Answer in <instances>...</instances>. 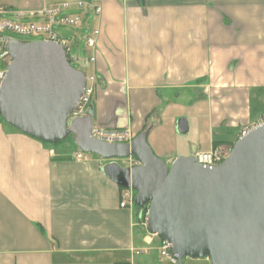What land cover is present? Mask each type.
<instances>
[{"label":"crops","instance_id":"0c3cea01","mask_svg":"<svg viewBox=\"0 0 264 264\" xmlns=\"http://www.w3.org/2000/svg\"><path fill=\"white\" fill-rule=\"evenodd\" d=\"M1 1L6 19L43 24L42 11L68 4L64 14L80 16L83 31L98 29L87 47L98 80L93 125L149 131L169 166L264 122V0ZM76 153L0 119V264H169L145 210L120 207L124 188L106 176L109 161L78 162Z\"/></svg>","mask_w":264,"mask_h":264},{"label":"water","instance_id":"95a60500","mask_svg":"<svg viewBox=\"0 0 264 264\" xmlns=\"http://www.w3.org/2000/svg\"><path fill=\"white\" fill-rule=\"evenodd\" d=\"M4 41L11 57L0 90L5 123L49 145L72 137L79 151L104 161L134 159L135 166L111 162L104 172L135 191L136 206L148 208V232L171 244L177 264L186 258L264 264V122L243 134L218 166L195 157L177 158L169 166L148 145L149 131L130 144H108L91 136L92 109L69 122L86 74L71 65L59 44ZM178 132L187 134L186 120L178 122Z\"/></svg>","mask_w":264,"mask_h":264},{"label":"built area","instance_id":"2783aa9c","mask_svg":"<svg viewBox=\"0 0 264 264\" xmlns=\"http://www.w3.org/2000/svg\"><path fill=\"white\" fill-rule=\"evenodd\" d=\"M68 4H62L59 7H56L52 10L42 11L41 16L47 17V22L43 24L36 23H20L16 20H10L4 18L6 9L0 0V35L5 31L14 32L24 36H41L43 41H51L59 44L63 50L66 52L67 57L72 62L71 52L73 50L72 43L65 37L59 35V33L54 31V25H60L63 27L70 28H81L83 22L82 18L77 15H66L64 10L68 9ZM79 9L93 10L96 15H100L101 8L99 6H91L86 2H80L78 5ZM20 14H18L19 16ZM98 29H91L89 34L86 37V46L89 49H95L97 45V39L99 36ZM91 63L95 62V58L90 59ZM11 64V57L7 44L4 39L0 38V90L4 82L7 69ZM86 74V73H85ZM98 88V80L96 73L86 74V85L83 91V94L80 98L79 103L76 108L73 110L69 122L75 119L83 118L88 115L90 109H92V102L95 97L96 91ZM245 130L243 134L248 132ZM242 134V135H243ZM92 138L108 143V144H130L135 136L129 129H106L100 126L93 125L91 131ZM230 151L225 150L222 146H215L209 151L198 153L195 158L198 163L215 167L220 165L224 160L229 156ZM75 159L78 162H87L88 155L87 153L81 152L78 150L76 153ZM134 160V159H133ZM135 165L137 162L134 160ZM136 193L132 189H124L120 207L121 208H134ZM147 215H145V225H146ZM160 259L161 261L169 262V264H177L178 259L172 253V246L169 243L160 241ZM139 254V252H137Z\"/></svg>","mask_w":264,"mask_h":264},{"label":"rangeland","instance_id":"374dc122","mask_svg":"<svg viewBox=\"0 0 264 264\" xmlns=\"http://www.w3.org/2000/svg\"><path fill=\"white\" fill-rule=\"evenodd\" d=\"M92 25V24H91ZM92 27V26H90ZM54 31L59 33V35L66 37L68 39H76V41H78L76 44H74L73 46V50L71 52V58H72V62L71 65L77 69L80 70L84 73H86L87 75H89L91 73V63L89 62V55H88V48L86 46V37L89 34L90 31H83L81 28H70V27H63L60 25H54ZM1 39H8V40H12V41H17V42H21V43H28V42H36V41H40L42 40L41 36H24V35H20L14 32H10V31H5L4 33H2L0 35ZM179 136V135H177ZM234 144H230V145H223L222 148H224L225 150H229L231 151L232 147ZM57 148L63 149V150H67L70 152H78V149L75 145V143L73 142V138L70 137L67 140H65L64 142L60 143V144H56L54 145ZM88 156H93L92 154H87ZM125 160H115V161H109L108 163L111 162H118V164L120 166L124 165ZM122 164V165H121ZM130 166V165H129ZM123 167V166H122ZM126 168V167H124ZM145 215H147V211L148 208H145ZM186 258L183 260V264H204L200 261H187ZM191 260H197V259H192Z\"/></svg>","mask_w":264,"mask_h":264},{"label":"trees","instance_id":"16d2710c","mask_svg":"<svg viewBox=\"0 0 264 264\" xmlns=\"http://www.w3.org/2000/svg\"><path fill=\"white\" fill-rule=\"evenodd\" d=\"M0 119H1L3 122H5V121L2 119V117H1V113H0Z\"/></svg>","mask_w":264,"mask_h":264}]
</instances>
